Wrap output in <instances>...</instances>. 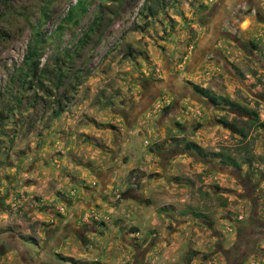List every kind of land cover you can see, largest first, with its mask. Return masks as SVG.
<instances>
[{
  "label": "rangeland",
  "instance_id": "374dc122",
  "mask_svg": "<svg viewBox=\"0 0 264 264\" xmlns=\"http://www.w3.org/2000/svg\"><path fill=\"white\" fill-rule=\"evenodd\" d=\"M1 236L0 264H264V0L0 2Z\"/></svg>",
  "mask_w": 264,
  "mask_h": 264
},
{
  "label": "trees",
  "instance_id": "16d2710c",
  "mask_svg": "<svg viewBox=\"0 0 264 264\" xmlns=\"http://www.w3.org/2000/svg\"><path fill=\"white\" fill-rule=\"evenodd\" d=\"M5 2L6 0H0V2ZM73 13V8L69 7L67 11V15H71ZM95 20V18H94ZM94 23V22H93ZM90 31V29H89ZM85 36V35H84ZM83 40V38H82ZM39 39H34L30 43H28L27 48L23 54V59H22V68L23 71L27 74L31 73L33 74L35 69L37 68L38 65V46H39ZM58 70V69H57ZM57 74H61L60 71L58 70ZM192 88L194 92H196L198 95H200L202 98L206 99L209 103L213 105H218L220 100L217 96H215L213 93L209 92L208 90L199 87L197 85H192ZM222 123L225 121L221 120ZM230 127L235 128L233 125H230ZM240 132V130H239ZM188 153L194 154V156H199V149L194 145V144H186L185 149Z\"/></svg>",
  "mask_w": 264,
  "mask_h": 264
},
{
  "label": "flooded vegetation",
  "instance_id": "af4514ba",
  "mask_svg": "<svg viewBox=\"0 0 264 264\" xmlns=\"http://www.w3.org/2000/svg\"><path fill=\"white\" fill-rule=\"evenodd\" d=\"M1 239H3V241L5 242V243H9L10 244V246L13 248L14 246V244L11 242V240H10V237H5V236H1L0 237ZM244 245V244H243ZM248 246V245H247ZM244 247H246V245L245 246H243V248ZM27 250H28V252H27ZM20 251H21V253H20ZM19 252H18V250H16V252L19 254V255H21V257H23L24 258V261H27V262H29L30 264L31 263H33V264H50L49 262L48 263H46L45 261H40V262H35L34 261V258H32V256H28L27 254H29V249H22V250H20ZM242 254V252H239V255H241ZM235 260H238L236 257H235Z\"/></svg>",
  "mask_w": 264,
  "mask_h": 264
}]
</instances>
